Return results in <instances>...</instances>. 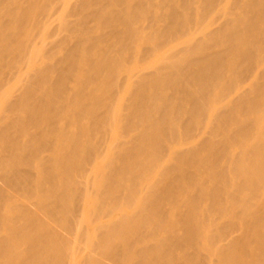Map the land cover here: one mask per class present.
Returning a JSON list of instances; mask_svg holds the SVG:
<instances>
[{
	"label": "bare ground",
	"instance_id": "obj_1",
	"mask_svg": "<svg viewBox=\"0 0 264 264\" xmlns=\"http://www.w3.org/2000/svg\"><path fill=\"white\" fill-rule=\"evenodd\" d=\"M224 1L0 0V264H264V0Z\"/></svg>",
	"mask_w": 264,
	"mask_h": 264
},
{
	"label": "rangeland",
	"instance_id": "obj_2",
	"mask_svg": "<svg viewBox=\"0 0 264 264\" xmlns=\"http://www.w3.org/2000/svg\"><path fill=\"white\" fill-rule=\"evenodd\" d=\"M122 1L123 0H119V3H122ZM205 1L206 0H191V6H195V7H196V5L199 6L198 9L196 10V12L199 11V8L202 9L201 10L202 11L201 12L202 14L199 15L200 18H201L200 20H202L200 22H201V24L208 25V28H206L207 30H204V31H208V29L210 31V29H213L214 26L216 27L217 25H219L218 23H221L224 20H222V18L220 17V15L218 14V12L216 10V6L218 5V4H216L217 3L216 2L217 0H212V1H215L214 3L212 1L211 2H208L209 3L208 5H212V7L209 8L208 10L205 9V7L208 6V5H205L204 6V4H203ZM249 1L251 2V0H249ZM178 3L185 9L184 10V13H187V16H189L190 14H189V12L187 10L188 9V7H187L188 5L186 4V6H185L184 5V2H180V1ZM223 5H224V7L229 8L231 11L233 10L232 13L235 12L236 9L238 10V9L241 8L240 3L239 2H236L235 0H227V1H224L223 2ZM242 10L244 12H246V7H243ZM225 23L228 24L230 22L228 20H225ZM189 43L190 42H186V43L183 44V46L185 44L188 45ZM151 44H154V46L152 45V47H153V49H155L154 53L157 56L163 52L162 48L161 47H158V45L160 46V44H161V43H159V40H157V41L156 40H152V42H150V46L149 47H151ZM156 47H158V48H156ZM135 59H136V57H134L131 60H129V62H130L129 66L135 65L137 63V62H135ZM125 65L127 66L126 63H123L122 64V68H125L126 67ZM88 72H90V70ZM86 76H88V75H85V77ZM194 89H196V88H194ZM88 106H89V104L86 101H82V103H81V108L82 109L83 108H87ZM98 121L99 120H97V119L94 120V122H96V125L98 124L97 123ZM118 124L119 123H116V127L120 126ZM96 139L100 140V141H98V148H102V151L99 153V155L100 156L106 155L110 151L109 148L113 144V142H114L113 140L114 139L108 137V135L105 134V133H103L102 135L93 134L92 135V140H96ZM82 140H81V142L79 144V148H80V150H83L84 151L89 142H87V144H86V143H84V141L87 140V139H84L83 141ZM52 142H53L54 145H58V146L60 145V147H62V146H64L66 144L67 141L64 138H60V139H54V140L52 139ZM48 153H49L48 151H46V152H43L42 151L41 155L42 154H48ZM90 164H92V160H89L87 162V165H90ZM46 184H48V182ZM43 186H44V183H40L39 186H38V189H41ZM63 188H64L63 185H60V183H57V182L55 183L54 189L51 190V192H53L54 195H55V197L52 199V201L53 202H59L60 203L57 209H59L60 206L61 207L67 206L72 211L78 210V215L80 217H82V219L79 222H77V226L78 227L81 226L80 228H84V227H86V226H88L90 224V223H88V221L86 219H83V217L85 215L89 214V213H91L93 221L110 223V220L107 218V216L110 213L118 214L120 212V210L121 211H124V207H122V206L115 207V206L109 205L110 208L106 211V216H101L100 214L94 213L95 212V209L93 207H91L90 209L87 208L86 207L87 202H85V200H83L81 197H71V196H69L67 194H66V197H61V195L64 193ZM76 188L79 189V183L76 185ZM80 193L82 194L81 190H80ZM84 193H86V194H88L90 196L94 195V192L92 191V189L90 188V186H88L84 190ZM78 198H79V200H78ZM135 202L136 201H134L132 203V205L130 206V208L133 207V205H134ZM104 204H106V203H101L100 206L103 207ZM106 205H108V204H106ZM38 207H39V204L34 203L33 210H35ZM130 208H128L129 210L127 212H130V213H133V214L136 213V210H132ZM85 209H86V211H85ZM45 210H47V208H45ZM50 222H54V220L52 218H50ZM10 224H11V227L13 229V232H18V229H19L20 226L18 224H16L15 222H13L12 220L10 221ZM174 229H175L174 230V233L176 234V236L178 235V237H179L182 234V231L180 229H178V227H176V226H174ZM160 230H161V227L156 228V231H160ZM75 234L76 233L74 232L73 233V237H75V238L78 237V234H76V236H75ZM0 236H1V233H0ZM114 242H117L118 243V242H120V240L119 239H116V241H114ZM116 255L117 256H121V255L128 256L129 255V252H126V253L125 252H122V253H118ZM83 257L84 256L79 257L77 255L76 256V259L74 260V262L76 264H84V262L81 260ZM126 260H128V261L129 260H132V254Z\"/></svg>",
	"mask_w": 264,
	"mask_h": 264
}]
</instances>
